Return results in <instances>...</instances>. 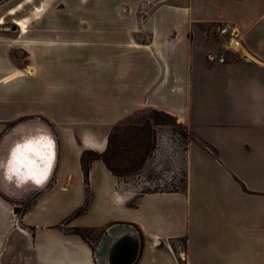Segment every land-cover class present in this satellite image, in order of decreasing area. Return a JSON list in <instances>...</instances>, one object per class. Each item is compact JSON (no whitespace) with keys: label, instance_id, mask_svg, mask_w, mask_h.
Segmentation results:
<instances>
[{"label":"crops","instance_id":"crops-1","mask_svg":"<svg viewBox=\"0 0 264 264\" xmlns=\"http://www.w3.org/2000/svg\"><path fill=\"white\" fill-rule=\"evenodd\" d=\"M14 1H0V19L43 15L41 3L35 1L71 0ZM187 1L185 8L173 7L179 17L176 39L152 25L99 27L102 31L89 24H28L26 34L17 25L18 37L10 38L2 35L0 21V157L34 135L53 141L54 150L50 176L42 187L18 189L3 182L0 174V264H98V257L105 264H122L136 243L133 264H264V0ZM65 6L58 9L60 15L90 17L96 12ZM14 9L18 11L12 14ZM224 26L239 31L242 47L236 53L218 36ZM134 31H143L146 38L138 43L130 38ZM123 35L121 45L143 52L154 67L143 84L127 79L130 63L125 56L112 54L114 42ZM22 39L30 49L23 69L8 59ZM98 47L117 59L119 77L110 62L97 57ZM82 58L88 59V71H74ZM149 81L157 93L185 96L217 124L222 130L218 137L204 140L209 156L225 169L224 186L241 187L249 199L245 213L217 224L218 233L209 231L203 247H194L178 230L170 204L191 191L189 148L185 187L175 192L140 193L100 159L91 163L87 176L82 169L83 152L103 153L112 128L136 110L163 111L188 128L179 112L150 95ZM67 108H74L75 117L66 114ZM83 194H89V211L97 218L92 224L74 217ZM23 206L17 223L14 209ZM37 216L45 223L38 224ZM65 223L70 231L62 228ZM187 224L189 229L190 221ZM80 227L105 232L93 248L73 233Z\"/></svg>","mask_w":264,"mask_h":264},{"label":"rangeland","instance_id":"rangeland-1","mask_svg":"<svg viewBox=\"0 0 264 264\" xmlns=\"http://www.w3.org/2000/svg\"><path fill=\"white\" fill-rule=\"evenodd\" d=\"M1 1V0H0ZM20 1V0H18ZM14 1L15 4L19 3ZM32 2L29 1V3ZM41 9L37 15H32L24 18H12L2 17L0 21L4 24L1 28V33L5 37L16 38L19 35L17 21L22 20L26 27L22 28V34L27 33V25L31 26L39 24H69L80 25L89 24L93 28H99L104 26H155L159 29H164L170 33V37L175 38L176 25L179 24V17L175 14L174 8H185L188 6L187 0H79L69 2L59 1H35L34 4L40 5ZM84 9H95L96 12H92V16H63L60 15L58 9L66 7ZM139 7L135 13L127 11L136 4ZM150 14V16H149ZM17 20V21H16ZM103 31L102 28H99ZM178 36V34H176ZM180 35V34H179ZM138 43L146 38V34L143 31H134L130 34V38ZM126 37L119 36L112 46V54L114 57L125 56L130 63L129 75H125L128 80H132L134 83H144L147 76H152L155 72L154 67L150 65L148 58L143 52L137 49H126L124 45H121V41H125ZM21 40V39H19ZM19 41L17 45L9 52L8 59L17 67L23 69L27 67L29 47H24V43ZM103 46V44H98ZM82 50H87L88 44L86 42L81 43ZM97 57L106 62H110L114 67L113 73L116 76H120L121 68L117 59L110 54V51L104 50L101 47L97 48ZM146 57L147 59H143ZM74 71L87 72L88 71V59L82 58L80 64L74 66ZM148 82V81H147ZM146 82V83H147ZM150 82V81H149ZM87 83V82H86ZM150 87V95H157V100L162 105L170 107L173 110L179 112L186 122L188 128L175 120L165 117L155 112V109L146 107L144 109L136 110L120 120L116 125H119L120 131L127 136L134 138L136 135L141 134L142 129L148 127L150 132V140L152 148L149 151L144 163L140 169L130 173L123 180L126 184L134 186L140 193H156V192H174L182 190L186 183L187 172V153L188 151V163L189 174L191 173L192 183L190 187V193L178 195L170 202L171 206L175 208V219L178 230L184 234L185 237L191 238V243L194 247H203L209 231L218 233L217 224L224 220H228L233 216L243 215L245 213L244 204L249 199L242 194L241 187H229L224 186L222 168L214 156L210 157L207 151V146L204 144V140L208 138L218 137L220 131H222L216 123L207 119V114L202 115L200 106H196V103L189 104L185 96L175 95L172 93L159 92L157 93L153 86V82ZM157 93V94H156ZM84 97H81L83 100ZM74 108H67L66 114L70 117H75L73 112ZM147 129V128H145ZM112 131V130H111ZM147 132V130H145ZM128 137V138H129ZM85 197L80 208L76 212H80L79 215L74 217L80 221L81 224H92L96 221L95 213L89 211V194H83ZM37 196L31 202L29 206L34 203ZM135 204V203H134ZM28 206V207H29ZM17 209L16 218L19 223L21 218L20 210ZM15 211V209H14ZM103 212L102 220L106 218V207L101 209ZM45 219L41 216H37V223H45ZM191 226L188 229V222ZM83 226V225H82ZM62 228L66 231H70L67 223ZM81 228V227H80ZM87 229V236L85 238L88 243L95 247L98 239L105 232V229ZM36 229L32 230L33 233ZM17 235H15L16 237ZM27 242H25L26 245ZM29 248L27 244L26 249ZM98 264H105L106 261L100 257Z\"/></svg>","mask_w":264,"mask_h":264},{"label":"trees","instance_id":"trees-1","mask_svg":"<svg viewBox=\"0 0 264 264\" xmlns=\"http://www.w3.org/2000/svg\"><path fill=\"white\" fill-rule=\"evenodd\" d=\"M155 112L177 122L175 117L163 111L155 110ZM145 128L142 129L141 134L131 138L120 131L119 125H115L109 134L107 147L103 153L99 154L92 151L83 152L81 156V165L85 176L88 174V169L91 163L97 159L102 160L107 169L114 176L122 180H124L130 173L140 169L152 148L149 132L150 129H148V127ZM145 130H147V132ZM134 206V203L130 204V207ZM15 212L17 213V208H15ZM79 214L80 212L75 213L76 216ZM73 233L81 236L83 239L89 238L86 234L87 229L75 228Z\"/></svg>","mask_w":264,"mask_h":264},{"label":"clouds","instance_id":"clouds-1","mask_svg":"<svg viewBox=\"0 0 264 264\" xmlns=\"http://www.w3.org/2000/svg\"><path fill=\"white\" fill-rule=\"evenodd\" d=\"M53 142L43 135L30 136L14 143L6 156L0 157L3 182L23 189L42 187L49 179Z\"/></svg>","mask_w":264,"mask_h":264},{"label":"built area","instance_id":"built-area-1","mask_svg":"<svg viewBox=\"0 0 264 264\" xmlns=\"http://www.w3.org/2000/svg\"><path fill=\"white\" fill-rule=\"evenodd\" d=\"M218 36L224 41V45L227 50L236 53L242 47V42L240 40L239 31L236 28L229 26L220 27L218 29ZM246 60H249V57H244Z\"/></svg>","mask_w":264,"mask_h":264},{"label":"water","instance_id":"water-1","mask_svg":"<svg viewBox=\"0 0 264 264\" xmlns=\"http://www.w3.org/2000/svg\"><path fill=\"white\" fill-rule=\"evenodd\" d=\"M137 255H138V244L136 243V245L134 247H132L128 250L127 256L123 257V259L118 258L117 260L120 261V259H121L122 264H133L137 258Z\"/></svg>","mask_w":264,"mask_h":264},{"label":"bare ground","instance_id":"bare-ground-1","mask_svg":"<svg viewBox=\"0 0 264 264\" xmlns=\"http://www.w3.org/2000/svg\"><path fill=\"white\" fill-rule=\"evenodd\" d=\"M17 11H18L17 9H14L13 11H11V13L12 14H15V12H17ZM16 23H17L18 26H21L22 28H25L26 27V24L22 20H18Z\"/></svg>","mask_w":264,"mask_h":264},{"label":"flooded vegetation","instance_id":"flooded-vegetation-1","mask_svg":"<svg viewBox=\"0 0 264 264\" xmlns=\"http://www.w3.org/2000/svg\"><path fill=\"white\" fill-rule=\"evenodd\" d=\"M52 142H53V141H52ZM52 152H54L53 147H52Z\"/></svg>","mask_w":264,"mask_h":264}]
</instances>
